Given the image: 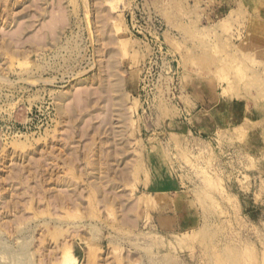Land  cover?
I'll return each mask as SVG.
<instances>
[{
	"label": "rangeland",
	"instance_id": "obj_1",
	"mask_svg": "<svg viewBox=\"0 0 264 264\" xmlns=\"http://www.w3.org/2000/svg\"><path fill=\"white\" fill-rule=\"evenodd\" d=\"M65 259L264 264V0H0V264Z\"/></svg>",
	"mask_w": 264,
	"mask_h": 264
},
{
	"label": "bare ground",
	"instance_id": "obj_2",
	"mask_svg": "<svg viewBox=\"0 0 264 264\" xmlns=\"http://www.w3.org/2000/svg\"><path fill=\"white\" fill-rule=\"evenodd\" d=\"M73 263V262H72ZM64 264H71V260H69V259H65L64 260Z\"/></svg>",
	"mask_w": 264,
	"mask_h": 264
}]
</instances>
